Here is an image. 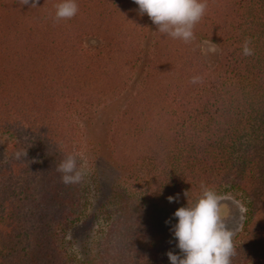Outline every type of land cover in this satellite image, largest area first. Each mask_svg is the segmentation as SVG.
<instances>
[{"label":"trees","instance_id":"16d2710c","mask_svg":"<svg viewBox=\"0 0 264 264\" xmlns=\"http://www.w3.org/2000/svg\"><path fill=\"white\" fill-rule=\"evenodd\" d=\"M61 2L0 0V135L12 138L0 160V264H79L69 237L90 189L86 176L65 185L56 170L81 153L70 116L133 80L109 123L122 174L115 209L83 264H170L169 251L180 255L174 213L201 184L246 206L232 264H264V0H208L190 44L158 32L134 0H77L78 14L56 21ZM205 40L220 47L215 65Z\"/></svg>","mask_w":264,"mask_h":264},{"label":"clouds","instance_id":"9594fccd","mask_svg":"<svg viewBox=\"0 0 264 264\" xmlns=\"http://www.w3.org/2000/svg\"><path fill=\"white\" fill-rule=\"evenodd\" d=\"M20 3L35 8L39 0H20ZM134 3L138 5L139 14H146L158 32L188 44L195 40V26L208 9V0H134ZM78 12L77 0H62L56 5L55 20L72 19ZM250 44L251 40L244 42V56L254 55ZM211 50L215 51L214 48ZM191 82H202V78L195 76ZM20 155L17 153L18 158ZM56 170L62 174L65 185L80 184L87 175V161L83 153L69 154ZM201 190L202 194L194 204L188 202L186 207H180L174 213L178 223L172 231L180 255L169 251L170 264H232L236 255L235 232L227 227L222 216L224 196L204 184H201ZM185 195L188 197L187 192ZM176 199L178 197H168L169 202Z\"/></svg>","mask_w":264,"mask_h":264},{"label":"rangeland","instance_id":"374dc122","mask_svg":"<svg viewBox=\"0 0 264 264\" xmlns=\"http://www.w3.org/2000/svg\"><path fill=\"white\" fill-rule=\"evenodd\" d=\"M86 43L87 45H97L100 42L88 38ZM144 45L147 49H152V40L145 39ZM202 48L206 60L210 65H215L220 56V47L213 44L212 41L205 40ZM213 48L215 51L211 50ZM132 82L131 87L123 93L113 96L114 98H108L101 105H79L70 116L79 139L81 153L84 154L87 161L86 178L90 189L88 214L69 237L79 264L85 263L88 258L94 255L97 234L108 222V217H110L108 211L115 209V203L111 200L112 192L122 174L109 152V123L125 107L130 94L132 95ZM82 110L84 112L80 116L79 113ZM11 144L12 138L9 135H0V160L9 156ZM220 195L224 196L222 201L224 223L235 232V237L242 229L246 206L242 199L231 192H224Z\"/></svg>","mask_w":264,"mask_h":264}]
</instances>
